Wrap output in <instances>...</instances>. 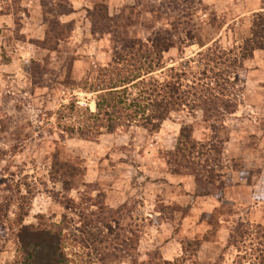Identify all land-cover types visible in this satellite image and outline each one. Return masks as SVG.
<instances>
[{
	"label": "rangeland",
	"instance_id": "obj_1",
	"mask_svg": "<svg viewBox=\"0 0 264 264\" xmlns=\"http://www.w3.org/2000/svg\"><path fill=\"white\" fill-rule=\"evenodd\" d=\"M203 2L195 17L194 45L165 55L168 68L197 58L216 42L226 49L241 46L251 36L254 16L264 11L263 0ZM61 3L73 11L60 18L73 24V32L58 51L44 49L40 44L46 39L47 19H55L48 11L55 7L63 12ZM155 3L0 0V264L17 260L10 226L16 228L21 208L30 211L27 225L36 224L41 215L60 223V202L66 196L85 199L83 208L96 215L118 213L117 231L139 241L132 259L124 261L117 258L125 254L121 250L106 258L67 241L70 264H147L155 258L174 264H252L249 244L240 249L246 260L240 259L232 237L242 224L264 226V51L246 62L238 112L216 131L204 123L202 111L174 115L156 134L134 126L93 141L64 132L59 123L58 112L73 100L96 110V95L83 88L98 68L111 62L117 39L147 41L149 27H162L150 13ZM98 6L108 8L111 33L94 32L91 13ZM193 70L198 71L195 64ZM185 126L194 129L196 140L223 148L224 178L210 195L192 176L175 173L169 165ZM56 162L76 173L71 191L53 181ZM214 216L220 222L218 234L198 242Z\"/></svg>",
	"mask_w": 264,
	"mask_h": 264
},
{
	"label": "trees",
	"instance_id": "obj_2",
	"mask_svg": "<svg viewBox=\"0 0 264 264\" xmlns=\"http://www.w3.org/2000/svg\"><path fill=\"white\" fill-rule=\"evenodd\" d=\"M155 1L150 13L154 15L155 23H162V27L158 28L156 24L149 27L151 35L147 41L116 40L118 46L111 62L98 68L95 77L83 88L96 95V110L82 108L78 100L63 106L58 115L64 132L91 141L98 140L105 133L114 134L134 126L156 134L174 115L199 111L203 113L204 123L216 131L228 116L238 112L245 64L255 52L264 51V11L254 16L251 36L241 46L226 49L216 42L202 50L197 58L178 68H168L165 55L175 49L183 52L194 45L195 17L204 0ZM58 8L64 11L55 7L48 11L55 14V19H47L46 39L40 44L51 51H58L73 32V24L60 21L73 11L62 3ZM91 17L95 33H111L106 28L111 21L106 6L96 7ZM193 64L198 68L197 72H194ZM158 74L165 76L159 77ZM222 155L223 148L219 143L198 141L194 138V129L185 126L168 162L175 173L192 176L210 195L215 192L219 180L224 178L220 166ZM72 171L63 162H56L51 172L53 181L62 182L66 192L74 188L76 173ZM84 200L81 198L76 202L64 197L60 202L64 210L60 223L41 215L36 224L27 225L24 222L30 211L21 208L16 228L10 226L18 244L14 264H70L67 241L92 249L106 258L114 257L116 250H121V254H125L117 256L118 259H132L139 241L134 243L117 231L121 229L119 214L107 211L96 215L83 208ZM217 219L216 216L210 219V229L198 242L207 243L211 236L218 234L216 227L220 222H216ZM232 238L233 247L238 248V258L243 254L240 249L249 244L254 252L250 260L252 264H264V226L242 224ZM147 264L174 263L155 258Z\"/></svg>",
	"mask_w": 264,
	"mask_h": 264
}]
</instances>
